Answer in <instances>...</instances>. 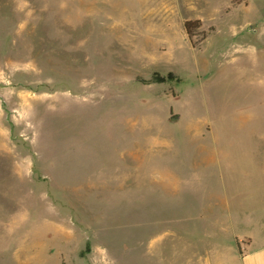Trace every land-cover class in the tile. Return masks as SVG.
I'll return each instance as SVG.
<instances>
[{
    "label": "rangeland",
    "instance_id": "374dc122",
    "mask_svg": "<svg viewBox=\"0 0 264 264\" xmlns=\"http://www.w3.org/2000/svg\"><path fill=\"white\" fill-rule=\"evenodd\" d=\"M228 1L0 0V264H181L202 206L263 216L264 0Z\"/></svg>",
    "mask_w": 264,
    "mask_h": 264
},
{
    "label": "crops",
    "instance_id": "0c3cea01",
    "mask_svg": "<svg viewBox=\"0 0 264 264\" xmlns=\"http://www.w3.org/2000/svg\"><path fill=\"white\" fill-rule=\"evenodd\" d=\"M191 2V0H185ZM146 2H152L151 6H155L152 10H145L142 13L144 19H147V24H152L151 20H163V17L170 9L181 5V0H146ZM231 0H229L222 8L223 15H227L230 11L227 10L230 5ZM189 20H198L200 22V28H210L213 29L211 32L215 31V25L206 24L205 21L200 17L194 18H182L181 24L183 26L184 35L186 38L187 33L184 23ZM256 24V23H255ZM257 26V24L255 25ZM254 23H250V31H256ZM206 38V37H205ZM204 38V40H205ZM248 38V39H247ZM119 41L130 42L128 38L120 34L118 36ZM204 40L201 42L203 43ZM246 41L248 49L252 52H256L258 43L263 46L262 40L251 39L250 35H246ZM253 42V43H252ZM4 135L5 128L0 121V148L4 147ZM224 214V220L222 222L221 218L211 214V211L216 209V203L209 202L207 206H202L201 210L207 211L209 220H206V225H208L203 231L206 239H211V241H205L203 249L193 250L184 255V261L181 264H264V214L262 217L253 218L248 215L247 211L244 213H235V210L230 203H226ZM225 222V225L223 223ZM214 223V224H213ZM219 224V230L223 231L225 237L219 239L217 236V226ZM213 225V226H212ZM217 237V239H216ZM197 248V247H194ZM188 249V248H187ZM185 249V250H187Z\"/></svg>",
    "mask_w": 264,
    "mask_h": 264
},
{
    "label": "trees",
    "instance_id": "16d2710c",
    "mask_svg": "<svg viewBox=\"0 0 264 264\" xmlns=\"http://www.w3.org/2000/svg\"><path fill=\"white\" fill-rule=\"evenodd\" d=\"M192 23H198L197 26L200 25V22H199L198 20H189V21H186V22L184 23V26H185V29H186V33H187V37H188L189 40L191 39V35H190V33H189V26H190V24H192ZM212 29H213V28L210 27L208 30L211 31ZM192 44L194 45V44H196V42H192Z\"/></svg>",
    "mask_w": 264,
    "mask_h": 264
},
{
    "label": "water",
    "instance_id": "95a60500",
    "mask_svg": "<svg viewBox=\"0 0 264 264\" xmlns=\"http://www.w3.org/2000/svg\"><path fill=\"white\" fill-rule=\"evenodd\" d=\"M178 116H175V118H173V119H171V120H174V119H176Z\"/></svg>",
    "mask_w": 264,
    "mask_h": 264
}]
</instances>
